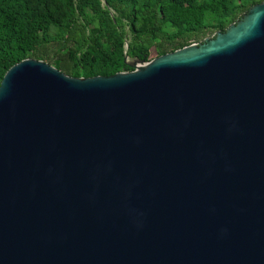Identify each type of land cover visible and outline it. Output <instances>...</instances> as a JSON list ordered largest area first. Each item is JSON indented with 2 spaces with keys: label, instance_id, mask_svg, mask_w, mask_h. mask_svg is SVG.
I'll return each instance as SVG.
<instances>
[{
  "label": "water",
  "instance_id": "water-1",
  "mask_svg": "<svg viewBox=\"0 0 264 264\" xmlns=\"http://www.w3.org/2000/svg\"><path fill=\"white\" fill-rule=\"evenodd\" d=\"M126 49L113 75L5 74L0 264H264V0L152 60Z\"/></svg>",
  "mask_w": 264,
  "mask_h": 264
},
{
  "label": "trees",
  "instance_id": "trees-1",
  "mask_svg": "<svg viewBox=\"0 0 264 264\" xmlns=\"http://www.w3.org/2000/svg\"><path fill=\"white\" fill-rule=\"evenodd\" d=\"M262 1L0 0V85L27 58L75 77L131 71L127 45L149 61L225 31Z\"/></svg>",
  "mask_w": 264,
  "mask_h": 264
},
{
  "label": "rangeland",
  "instance_id": "rangeland-1",
  "mask_svg": "<svg viewBox=\"0 0 264 264\" xmlns=\"http://www.w3.org/2000/svg\"><path fill=\"white\" fill-rule=\"evenodd\" d=\"M127 29H128V27H127ZM128 31H129V29H128ZM213 36L214 35L209 36V37H213ZM193 43H199V42H193ZM156 57H158L157 56V53L155 51H153L152 54H151V60L154 59V58H156ZM128 59H129V61H134L133 59H130V58H128ZM134 64L139 65L140 62H134Z\"/></svg>",
  "mask_w": 264,
  "mask_h": 264
}]
</instances>
